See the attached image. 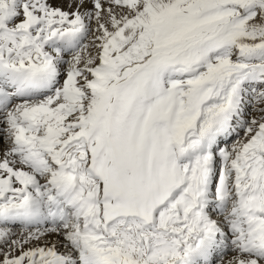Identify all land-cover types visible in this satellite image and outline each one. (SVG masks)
<instances>
[{
    "label": "snow or ice",
    "instance_id": "snow-or-ice-1",
    "mask_svg": "<svg viewBox=\"0 0 264 264\" xmlns=\"http://www.w3.org/2000/svg\"><path fill=\"white\" fill-rule=\"evenodd\" d=\"M0 264H264V0H0Z\"/></svg>",
    "mask_w": 264,
    "mask_h": 264
}]
</instances>
